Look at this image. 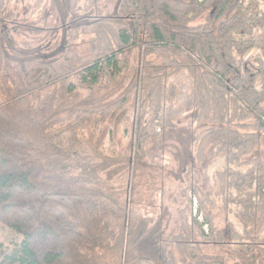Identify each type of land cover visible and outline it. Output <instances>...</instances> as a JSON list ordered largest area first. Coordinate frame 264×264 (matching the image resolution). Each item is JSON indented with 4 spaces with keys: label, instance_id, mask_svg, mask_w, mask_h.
Wrapping results in <instances>:
<instances>
[{
    "label": "trees",
    "instance_id": "trees-1",
    "mask_svg": "<svg viewBox=\"0 0 264 264\" xmlns=\"http://www.w3.org/2000/svg\"><path fill=\"white\" fill-rule=\"evenodd\" d=\"M98 2L60 27L48 4L29 34L41 51L66 27L52 55L0 46V264H264V0H117L110 12ZM182 71L192 87L175 107L168 80ZM184 118L199 169L187 173L174 235L157 236L170 247L143 256L162 208L135 202L138 163L149 138ZM110 146L127 164L122 180L105 176Z\"/></svg>",
    "mask_w": 264,
    "mask_h": 264
},
{
    "label": "rangeland",
    "instance_id": "rangeland-1",
    "mask_svg": "<svg viewBox=\"0 0 264 264\" xmlns=\"http://www.w3.org/2000/svg\"><path fill=\"white\" fill-rule=\"evenodd\" d=\"M92 0H7L0 7V46L11 55L32 56L38 53L54 54L55 51L47 50L56 43L61 42L66 27L57 29L55 37L50 41L46 48L40 51H34L33 35L29 34V30L42 27L39 16L46 15L48 4L52 3L56 11L55 26L65 24H79L83 17V8H90ZM117 0H105L98 2L96 10L110 12L114 9ZM91 9V12H95ZM207 16L203 18L205 21ZM69 25V26H70ZM49 55V56H51ZM168 82L176 88V98L174 106L181 104L191 90L192 82L189 75L182 71L177 76L171 77ZM159 131V128H156ZM192 139L191 128L187 118L182 119L175 130H168L162 139L149 138L147 141L146 157L139 164V172L137 175V183L135 185L137 196L135 202L146 212H153L154 208H162V216L160 226L162 233L159 235L152 234L146 238L139 247V252L143 256L158 258L161 257V249L169 248L164 242L159 243L157 236H162V240L170 238L175 233L177 211L185 199L184 186L187 183V173L190 169H199L193 156L190 154V142ZM117 142L124 144L125 141L121 137V132L117 136ZM95 146L98 147V144ZM96 147V148H97ZM114 147L110 146L111 156L104 157L101 162L105 167V176L109 179H123L127 171L125 159L114 156ZM154 156H158L155 161ZM255 156L264 164V146L255 153ZM155 162V163H154ZM222 160L212 163L206 175L209 177L208 184L212 183V174L215 170L224 167ZM245 169H243L244 171ZM192 171V170H191ZM204 186H206L204 184ZM157 189L163 192L155 191ZM208 191L210 187L208 186ZM206 191V193L208 192ZM192 194L187 193V198H191ZM213 197V196H211ZM213 199V198H212ZM152 204L153 207H148ZM193 207H195L193 202ZM209 217L214 226L224 233L228 227L224 221V216L220 210L219 204L214 202L210 207ZM195 213L193 212V216ZM228 223L232 229L242 234L241 225L233 216L228 217ZM198 225H202V230L207 233L208 227L204 226L202 217L197 219ZM3 239L6 243H13L18 238L8 231L4 232ZM217 249V248H216ZM218 253L223 251L216 250ZM176 256V255H175ZM226 256H229L226 253Z\"/></svg>",
    "mask_w": 264,
    "mask_h": 264
}]
</instances>
